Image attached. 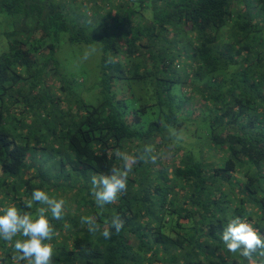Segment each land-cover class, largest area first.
Wrapping results in <instances>:
<instances>
[{
	"label": "trees",
	"instance_id": "trees-1",
	"mask_svg": "<svg viewBox=\"0 0 264 264\" xmlns=\"http://www.w3.org/2000/svg\"><path fill=\"white\" fill-rule=\"evenodd\" d=\"M88 46L95 75L77 53L66 72L56 53ZM147 143L157 161L99 209L92 175ZM35 189L66 202L54 264H246L221 232L264 235V0H0V207L35 215ZM117 214L108 240L80 222Z\"/></svg>",
	"mask_w": 264,
	"mask_h": 264
},
{
	"label": "clouds",
	"instance_id": "clouds-1",
	"mask_svg": "<svg viewBox=\"0 0 264 264\" xmlns=\"http://www.w3.org/2000/svg\"><path fill=\"white\" fill-rule=\"evenodd\" d=\"M98 51L100 49L97 47L88 46L82 60H88ZM106 63H114L111 55ZM169 139L173 141L174 148L185 139V134L170 128ZM154 153L156 148L152 143L145 144L135 155L115 149L114 156L119 165L110 169L111 174H93L91 177L90 194L95 198L96 206L104 210L107 205L116 204L127 193L128 177L133 167L140 162L155 163L158 157ZM65 203L63 198H55L44 190L35 189L26 204L27 208L39 205L35 215L22 211L14 204L0 207V241L12 247V264H54L55 246L52 241L59 233L51 221L64 218ZM80 222L88 226L90 233H99L105 240L119 234L125 227V220L118 214L103 226L97 223L94 216H82ZM221 240L228 252L239 255L246 264H264V235L248 220L241 217L230 219L221 232Z\"/></svg>",
	"mask_w": 264,
	"mask_h": 264
},
{
	"label": "rangeland",
	"instance_id": "rangeland-1",
	"mask_svg": "<svg viewBox=\"0 0 264 264\" xmlns=\"http://www.w3.org/2000/svg\"><path fill=\"white\" fill-rule=\"evenodd\" d=\"M73 47L78 49L75 46H73ZM75 53H77V54H75ZM74 54H75V57L83 56V54H81L80 51H72L71 48L64 49L63 52L58 51L56 53V56H58L59 58H62V60L64 62V66H66V68H65L66 72L73 71L72 73H77L79 64L77 62H75L76 60L71 57ZM97 56H98V53L93 54L88 60L85 61L86 65L83 66V68H85L87 70V73H89L90 76L95 75ZM164 160H168V157L166 156V159H163V161Z\"/></svg>",
	"mask_w": 264,
	"mask_h": 264
}]
</instances>
